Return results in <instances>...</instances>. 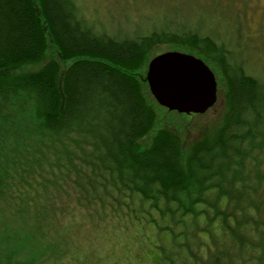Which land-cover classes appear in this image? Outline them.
<instances>
[{
    "label": "trees",
    "instance_id": "16d2710c",
    "mask_svg": "<svg viewBox=\"0 0 264 264\" xmlns=\"http://www.w3.org/2000/svg\"><path fill=\"white\" fill-rule=\"evenodd\" d=\"M163 46L214 71L204 115L153 97ZM235 52L199 29L111 34L77 0H0V264L117 245L147 264H264V80Z\"/></svg>",
    "mask_w": 264,
    "mask_h": 264
},
{
    "label": "rangeland",
    "instance_id": "374dc122",
    "mask_svg": "<svg viewBox=\"0 0 264 264\" xmlns=\"http://www.w3.org/2000/svg\"><path fill=\"white\" fill-rule=\"evenodd\" d=\"M77 3L98 29L111 34L136 35L167 27L199 29L200 33L210 34L233 48L237 61L244 60L248 73L264 80V0H77ZM161 49L168 51V46ZM116 249L112 254L101 248H96V252L91 249L78 264H147L154 259L148 248L147 256L146 252L133 250L130 254L123 245H117Z\"/></svg>",
    "mask_w": 264,
    "mask_h": 264
},
{
    "label": "water",
    "instance_id": "95a60500",
    "mask_svg": "<svg viewBox=\"0 0 264 264\" xmlns=\"http://www.w3.org/2000/svg\"><path fill=\"white\" fill-rule=\"evenodd\" d=\"M146 80L159 105L180 114H204L218 101L214 71L191 53L169 50L149 63Z\"/></svg>",
    "mask_w": 264,
    "mask_h": 264
}]
</instances>
